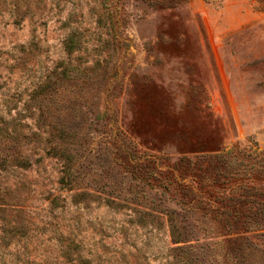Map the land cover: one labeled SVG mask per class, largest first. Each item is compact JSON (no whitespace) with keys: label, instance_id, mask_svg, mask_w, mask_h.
I'll return each instance as SVG.
<instances>
[{"label":"rangeland","instance_id":"374dc122","mask_svg":"<svg viewBox=\"0 0 264 264\" xmlns=\"http://www.w3.org/2000/svg\"><path fill=\"white\" fill-rule=\"evenodd\" d=\"M0 264H264V0H0Z\"/></svg>","mask_w":264,"mask_h":264},{"label":"trees","instance_id":"16d2710c","mask_svg":"<svg viewBox=\"0 0 264 264\" xmlns=\"http://www.w3.org/2000/svg\"><path fill=\"white\" fill-rule=\"evenodd\" d=\"M74 169L75 168L73 167L72 163L70 162V160H68L67 167H66V175L68 177L73 176V170Z\"/></svg>","mask_w":264,"mask_h":264}]
</instances>
